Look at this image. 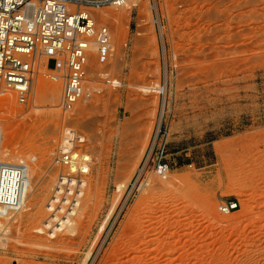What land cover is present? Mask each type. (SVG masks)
<instances>
[{"label":"rangeland","instance_id":"obj_1","mask_svg":"<svg viewBox=\"0 0 264 264\" xmlns=\"http://www.w3.org/2000/svg\"><path fill=\"white\" fill-rule=\"evenodd\" d=\"M125 1L79 7L109 28L112 50L103 64L92 52V97L65 120L90 162L60 230L44 226L56 224L47 204L64 171L60 82L41 67L32 84L54 83V102H34L32 85L25 105L0 83L4 160L33 175L0 264H264V0ZM158 123L169 172L136 179ZM225 200L237 208L220 213Z\"/></svg>","mask_w":264,"mask_h":264},{"label":"built area","instance_id":"obj_2","mask_svg":"<svg viewBox=\"0 0 264 264\" xmlns=\"http://www.w3.org/2000/svg\"><path fill=\"white\" fill-rule=\"evenodd\" d=\"M124 3L125 0H0V83L14 92L17 104L25 105L30 98L33 75L41 67L52 71L51 79L60 82L58 107L64 122L62 144L54 160L64 171L59 173L47 205L50 219L58 225L77 211L85 184L83 176L88 173L90 162L82 146L84 136L65 120L77 103L92 97V91L84 86L90 42L97 44L96 58L100 64L108 60L112 50L109 28L95 26L89 12L79 7ZM70 5L77 9L72 10ZM167 143L168 132L158 123L136 169V179L148 171L161 178L167 176L170 169ZM27 172L26 163L0 160V231L4 219L23 207ZM237 206V201L225 200L217 205V210L226 214Z\"/></svg>","mask_w":264,"mask_h":264},{"label":"bare ground","instance_id":"obj_3","mask_svg":"<svg viewBox=\"0 0 264 264\" xmlns=\"http://www.w3.org/2000/svg\"><path fill=\"white\" fill-rule=\"evenodd\" d=\"M96 48H97L96 42L95 41H91L90 44H89V48H88L89 57L87 58V64H86L87 72L88 73H89L90 70H97V68H99V66H97V63L95 62V60L92 58V52H96ZM85 78H87L85 80H88V77L85 76ZM37 79H39V80H37ZM32 82H33V80H32ZM32 85L33 84L31 83V90H32ZM33 86H34V88H33V90H34L33 95L34 96L33 97H35V100L33 98V101L34 102H36L38 104V103H40L42 101H46L47 97H50L51 100L54 102V98H55L54 97L55 96L54 93L55 92L53 90L55 88H53V90L51 88V87H54V83L47 84V83L42 82L40 78H37L36 77ZM6 139L7 140L9 139V135L7 134V131H5L4 126L2 125V122L0 121V160L2 162H4V163L21 164L22 163L21 161L20 162H13V161H5L4 160V158H5V151L8 149V147H7L8 144L6 145V142L4 143V140H6ZM9 153H11V152L9 151ZM27 180L28 181L26 183V189H25V193H24V197H23V206L26 205L31 200L30 197H31L32 192H33V175L30 173L29 167H28V172H27ZM33 205H34V202L31 201L29 203V206H33ZM10 218L11 217L9 215L5 218V221H7V223L5 224V226L3 227V229H1V231H0V246L1 247L3 245H5L6 240H7L6 232H7L8 225L11 223L10 222L11 221ZM70 219H72L70 216H66V218L63 219L60 222V226H65L66 222L68 220H70ZM44 226L46 228L53 227L51 230H55V229L60 230V228L58 227V223H56L55 225L52 226L50 224L49 220H46V223H45Z\"/></svg>","mask_w":264,"mask_h":264}]
</instances>
